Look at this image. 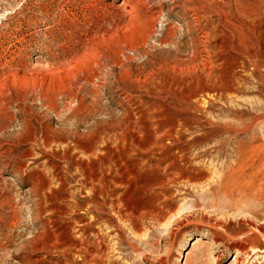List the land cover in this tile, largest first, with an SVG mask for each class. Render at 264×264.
Listing matches in <instances>:
<instances>
[{"label":"rangeland","instance_id":"1","mask_svg":"<svg viewBox=\"0 0 264 264\" xmlns=\"http://www.w3.org/2000/svg\"><path fill=\"white\" fill-rule=\"evenodd\" d=\"M248 8L0 0V264H85L99 230L120 264H264V3ZM88 165L112 193L85 216Z\"/></svg>","mask_w":264,"mask_h":264},{"label":"bare ground","instance_id":"2","mask_svg":"<svg viewBox=\"0 0 264 264\" xmlns=\"http://www.w3.org/2000/svg\"><path fill=\"white\" fill-rule=\"evenodd\" d=\"M257 1H261V2H263L264 3V0H256V2ZM254 3H255V0H235V8H236V10H237V12H239V13H241V14H245V12H246V8L247 9H249L248 7H252L253 5H254ZM125 5H126V3L125 2H122L119 6L120 7H125ZM233 8V7H232ZM251 9V8H250ZM229 10V9H228ZM251 11V10H250ZM236 12V13H237ZM249 12V11H248ZM252 12V11H251ZM233 13H234V11H233ZM247 13V12H246ZM257 14V13H256ZM237 15V14H236ZM240 15V14H239ZM247 15H249V14H247ZM252 15V14H251ZM241 16V15H240ZM238 17V16H237ZM244 17H245V15H244ZM162 35V34H161ZM204 41V40H203ZM180 50V49H179ZM176 52V51H175ZM206 59V58H205ZM200 64V63H199ZM205 64V63H204ZM205 68V67H204ZM163 80V79H162ZM215 83V82H214ZM228 90V89H227ZM200 95V94H199ZM209 96V95H208ZM117 126V125H116ZM115 126V127H116ZM111 128V127H110ZM117 128V127H116ZM111 129H114V128H111ZM100 130V129H99ZM115 130V129H114ZM104 131V130H103ZM109 131H110V129H109ZM92 132V131H91ZM106 132V131H105ZM112 132V131H111ZM98 135V134H97ZM81 136V135H80ZM77 137H79V135L77 136ZM53 138H54V133H53V131L52 130H45L44 131V129H43V139L47 142V143H50V142H52L53 141ZM92 138H93V141H95L96 139H95V134H92ZM95 139V140H94ZM109 142V141H108ZM80 148H81V146H80ZM165 148V147H164ZM107 151V150H106ZM112 152V151H111ZM106 153V152H105ZM107 153H108V151H107ZM106 153V154H107ZM64 155V154H63ZM109 155V154H108ZM103 156H105V155H103ZM111 156V155H110ZM106 158H108L107 156H106ZM113 158V157H112ZM100 159H103V161H104V164H107L106 163V161L105 160H107V159H105V158H100ZM117 159V158H116ZM112 160V159H111ZM115 160V159H114ZM113 160V161H114ZM118 161V160H117ZM101 162V161H100ZM101 164V163H100ZM103 164V163H102ZM81 166V165H80ZM103 166V165H102ZM110 166H111V164H110ZM112 167V166H111ZM83 168V167H82ZM102 168V167H101ZM109 169H110V167H108ZM107 167H106V169L107 170H109ZM94 169V168H93ZM96 170H98V169H96ZM101 170V169H100ZM103 170V169H102ZM83 178H84V180H86V181H88V183H89V181L91 182V183H96V184H98L97 182H100V187L99 188H102V189H100V190H98L97 189V187H95V189L93 190V191H90L89 192V197H87V202H88V204H87V207H85L86 208V213H84L85 214V216H89L90 215V213H92L95 209H100V208H102L103 206H105L104 205V199H106V198H108V197H110L111 196V193H112V191H107V188H106V184H110L111 182L109 181L110 179L108 178H106L104 175H103V177L101 178V176L102 175H97V174H94V172L92 171V169L89 167V165L88 166H85V168H83ZM96 172V171H95ZM98 172V171H97ZM183 172V171H182ZM102 174H103V172H102ZM107 174V173H106ZM186 173H183V177H182V179H186L185 181L187 182V183H196L195 181L196 180H194L193 178L195 177V176H193V175H191L190 177H188V178H184L186 175H185ZM108 175H109V171H108ZM205 178V177H204ZM115 180H113L112 182H114ZM184 181V182H185ZM199 183H200V181H198ZM197 182V183H198ZM101 183H102V185H101ZM196 183V184H197ZM202 183V182H201ZM96 184H94L95 186H96ZM114 184H115V182H114ZM227 184H228V182H227ZM92 185V184H91ZM90 185V186H91ZM98 185V186H99ZM93 188H94V186H93ZM92 188V189H93ZM226 191H228L226 188H225V185H222V186H220V187H218L217 189H214L213 190V192L214 193H216V194H218V193H220V192H226ZM215 195V194H214ZM86 198V197H85ZM111 198V197H110ZM106 201V200H105ZM120 203H121V206L115 211L116 212V214L118 215V217L121 219V220H123V221H125V222H128L129 223V225H131V227H132V229H133V231L134 232H139L140 231V228H141V223H143V222H141V221H143V218L141 217L142 215H144V214H142L141 213V215H139V213H138V210L137 211H135V210H133L134 208H131V209H129L130 207H128V205H126L125 204V201L124 200H120ZM106 204V203H105ZM113 209H115V208H113ZM94 213V212H93ZM170 218V217H169ZM86 219V218H85ZM90 220H89V222L84 226L85 227V229H93V226H95V225H98V223H99V221H100V218H99V216L98 215H93L92 214V216H90V218H89ZM84 220V219H83ZM158 221H159V223L160 222H163V223H166V221L168 220V219H166V218H159V219H157ZM80 221V220H79ZM79 221H78V223H79ZM169 221V220H168ZM83 222V221H82ZM107 223V222H106ZM108 224V223H107ZM162 225V224H161ZM97 227V226H96ZM110 228V226L108 225V227H107V229H109ZM97 235L100 237V239H101V241H100V245H95V246H91V247H88L86 250H85V252L83 253L84 254V259H83V261H84V263L85 264H120L119 263V258H114V257H110L109 255H107V253H105V252H103L99 247L101 246V245H104L105 243H107V240H108V237H107V233H104V230H99L98 231V233H97ZM82 244H83V242H82ZM79 246H80V244H79ZM114 250V249H113ZM110 253V252H109ZM201 255V252L200 251H198L197 253H196V255H195V257L196 258H198L199 256ZM88 256L91 258H89L88 259Z\"/></svg>","mask_w":264,"mask_h":264}]
</instances>
